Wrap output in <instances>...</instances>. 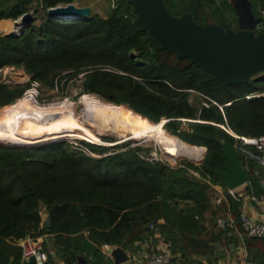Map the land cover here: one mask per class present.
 <instances>
[{"label": "trees", "instance_id": "trees-1", "mask_svg": "<svg viewBox=\"0 0 264 264\" xmlns=\"http://www.w3.org/2000/svg\"><path fill=\"white\" fill-rule=\"evenodd\" d=\"M72 1L0 0V18L17 17L34 2L37 10H47L42 24L36 25L34 15L21 33L0 34V66L32 63L36 78L54 87L61 70L75 68L63 75L69 79L90 64L113 62L122 72L96 66L86 69L85 88L154 121L167 119L164 126L186 145L204 150L206 146V156L200 165L187 161L172 167L143 157L139 147L94 157L62 144L35 149L0 145V264H29L23 260L19 239L30 232L53 235L56 253L44 243L48 264H56L55 257L70 264L90 246L101 254L98 246L103 244L136 252L143 242H153L159 235L178 264H206L192 255H206L212 250L211 242L224 235L222 231L216 238L210 236L205 223L211 208L207 180L223 183L217 173L226 164L222 142L235 143L221 125L243 135H264V94L247 97L264 93V75L225 87L190 57L180 58L162 48L148 29L135 22L128 0H116L108 17L62 19L49 14L48 8ZM185 1L165 0V4L174 15L190 12L195 21L207 24L202 9L213 7L216 0H195L190 10ZM226 2L234 9L232 0ZM251 3L257 16L264 0ZM230 21L218 23L228 28ZM194 91L203 96L200 104L191 100ZM21 95V89L0 83V107ZM186 121L189 127L184 126ZM87 144L96 151L107 149ZM241 159L243 164L249 162L253 180L259 164L242 155ZM190 168L200 176L190 175ZM229 198L237 211L238 202ZM41 205L51 218L50 227L40 226ZM252 239L256 238L246 243ZM255 258L264 264V256Z\"/></svg>", "mask_w": 264, "mask_h": 264}, {"label": "rangeland", "instance_id": "rangeland-1", "mask_svg": "<svg viewBox=\"0 0 264 264\" xmlns=\"http://www.w3.org/2000/svg\"><path fill=\"white\" fill-rule=\"evenodd\" d=\"M80 3H91L94 6V10H92L91 15L98 14L103 17H108L116 4V0H78ZM10 3L13 0H9ZM73 2V1H72ZM186 9H192L193 3L195 0H187ZM226 0H216L213 7H204L202 9V14L207 23H218L222 22L226 24L230 19L231 27H238V14L235 9L227 7ZM68 3H58L57 5H66ZM190 4V6H189ZM222 8L225 11L221 13H216V8ZM132 6V12H133ZM50 8H48L49 10ZM189 9V10H190ZM26 12H32L37 16L36 25H40L43 23V19L46 15L47 10L40 8L37 10V3L34 2L28 7V10L22 13L17 17L7 16L0 18V34H19L23 30V15ZM237 17V18H236ZM219 24V23H218ZM61 47V46H60ZM56 46V48H60ZM56 48H51L55 50ZM62 48V47H61ZM52 51L51 53H53ZM100 68H111L115 71L122 72L119 67L113 62H107L104 64L92 65L90 64L85 71L80 72L77 76H72L69 79L64 77L63 75L68 72H74L75 68L64 69L58 72V76L55 81L56 84L54 87L47 84L45 81H39L34 71L32 70L33 64L25 62H9L2 66H0V83H7L12 88L21 89L22 95L18 97L15 101L8 105H4L0 107V120L4 118L6 115V121L9 118L10 111L20 102L23 96H30L32 101L34 102L32 105V110L37 109H47L51 110V112L55 113L57 118L60 121L61 117H66L68 121H71V132L70 136L62 137L59 139L49 140L42 143H38L35 145L28 144L25 142H14L10 140H2L0 139V145H4L6 147H20V148H40L43 146H47L50 144H62L65 145L71 151H79L83 154L100 157L112 152L120 151L130 147H139V153L145 158L150 160H156L172 167H177L182 165L184 162L190 161L196 165H200L206 156L207 147L205 150L199 147H190L186 145L179 136L174 134L171 130L167 129L164 126V123L167 119H162L160 121H154L144 115L136 113L135 111L129 109L127 105L118 104L110 99L106 98L102 94L86 89L85 88V75L87 71L94 67ZM87 69V71H86ZM264 75V71L259 72L256 76L262 77ZM87 96L103 101L105 103H113L119 106H123L126 109L130 110L128 112V116L133 120L132 122L136 125H128L125 124L123 127L115 128L108 130V116L113 115L109 111V109H100L98 105L92 101V99H87ZM203 96L198 92H193L191 100L195 104H200L202 102ZM95 103V105H94ZM89 105V106H88ZM91 105V106H90ZM88 118H86L85 112L88 111ZM56 111V112H55ZM133 112V113H131ZM112 114V115H111ZM63 115V116H62ZM108 115V116H107ZM114 116V115H113ZM114 116L110 118L111 121H117ZM56 118V117H55ZM90 120V121H89ZM96 120V121H95ZM4 121L0 122V126L4 123ZM149 122L151 125H155L156 128L160 129V133L158 135L156 132L145 131L140 129L138 125H141L144 122ZM142 122V123H141ZM70 123V122H69ZM153 123V124H152ZM89 124V125H88ZM90 124L92 127H90ZM108 128L103 130H94L93 128ZM185 127L190 126V122L184 123ZM135 132V135L130 134V132L126 131V128ZM133 128V129H132ZM118 131V132H117ZM162 136H161V135ZM164 139L171 140L169 147L165 144ZM95 143L101 146L106 147L107 149L96 151L90 148L87 143ZM183 144H181V143ZM187 143V142H186ZM194 145V144H193ZM184 146L187 148V151L184 149ZM188 173L192 176H200L199 172L193 168L188 170ZM43 208L42 211V220L40 222V226L44 227L46 225V221L51 218L48 216L46 208L41 205ZM52 223V221H51ZM39 232H30L27 236L40 237L44 243L46 244L47 250L53 253H56V249L54 247L53 235L47 232L42 234H37ZM170 249V248H168Z\"/></svg>", "mask_w": 264, "mask_h": 264}, {"label": "water", "instance_id": "water-1", "mask_svg": "<svg viewBox=\"0 0 264 264\" xmlns=\"http://www.w3.org/2000/svg\"><path fill=\"white\" fill-rule=\"evenodd\" d=\"M128 1L134 7L132 13L136 16L135 22L148 29L162 48L175 52L180 58L190 57L196 65L215 75L225 87L249 83L264 71V31L257 30L262 28L263 19L255 15L251 0H232L238 14L236 29L225 28L218 23H198L190 12L174 15L165 0ZM49 14L62 19H89L92 17V7L70 2L50 7ZM22 19L24 28L34 20V14L26 12ZM222 143L226 164L217 173L226 185L235 189L248 181L249 174L234 145L229 141ZM51 224L50 220L46 221L47 227ZM213 246L217 249L218 257L226 254L221 241L214 242ZM230 248L237 250L233 244ZM110 251L117 264L129 260L121 247L111 248ZM34 262L35 257H32L31 263Z\"/></svg>", "mask_w": 264, "mask_h": 264}, {"label": "crops", "instance_id": "crops-1", "mask_svg": "<svg viewBox=\"0 0 264 264\" xmlns=\"http://www.w3.org/2000/svg\"><path fill=\"white\" fill-rule=\"evenodd\" d=\"M78 6H94L91 3H80L78 0L73 1ZM247 171L250 169L249 162L244 164ZM255 174L256 177L236 187V197L230 193V187L220 182H213L210 179L207 181L210 185L211 208L207 211L206 225L210 231L209 235L216 238L222 231L224 235L219 240L217 238L211 242L212 250L206 255L194 254V258L202 260L206 264H262L261 261L255 258L256 255L264 256V237L252 239L250 244L244 242L245 237L241 232L239 225L241 212H246L253 217L264 221V201L254 200L252 196L264 197V167L258 165ZM249 174V173H248ZM238 202L237 211L231 205L230 196ZM225 222L223 226L221 223ZM153 242L145 241L136 252L126 249L119 245L103 244L98 246L101 254H96L93 247H88L79 255V260L82 264H117L116 258L110 251L111 248L121 247L129 256V260L122 264H136L142 259L147 251L152 247L169 248L162 235L156 237ZM229 239L231 241L229 242ZM216 241H221L224 245L226 254L222 257L217 256V249L213 246ZM233 244L236 251H232L230 245ZM245 247L248 249V256H245ZM56 264H66L61 257L54 258Z\"/></svg>", "mask_w": 264, "mask_h": 264}, {"label": "bare ground", "instance_id": "bare-ground-1", "mask_svg": "<svg viewBox=\"0 0 264 264\" xmlns=\"http://www.w3.org/2000/svg\"><path fill=\"white\" fill-rule=\"evenodd\" d=\"M87 99H92V101L95 102L98 107H100V109L108 108L109 111L113 113V115L116 116L115 118L117 119L116 122L111 121L110 118H113L114 116L112 114V117L107 115L108 122H106V124H108L107 127L109 129L94 126V130H113L112 127H115L117 129L123 127L125 124L136 125L132 122L133 120L130 118V116H128V112H130V110L126 109L125 107L113 103H105L103 101L93 99L89 96H87ZM33 103L34 102L32 101V98H30V96H23L20 102L14 105V107L10 111L9 118L4 121L2 126H0V139L6 141L10 140L18 143L25 142L31 145H35L45 141L70 136V132L72 131L71 121H68V119H66V117L62 115L63 117H61L60 121L57 122L59 118H57L56 114L51 112V110H47L45 108L32 110ZM88 112L89 109L85 112L86 118H88ZM138 126L140 127V129L147 132H156L157 135L161 132L159 128H156L155 125H151L148 121ZM90 127H92L91 124ZM126 131L130 132V134L132 135L136 134L135 132H132V130L128 127L126 128ZM163 140L166 141L167 139L163 138ZM170 143V139L165 142L168 147Z\"/></svg>", "mask_w": 264, "mask_h": 264}, {"label": "built area", "instance_id": "built-area-1", "mask_svg": "<svg viewBox=\"0 0 264 264\" xmlns=\"http://www.w3.org/2000/svg\"><path fill=\"white\" fill-rule=\"evenodd\" d=\"M260 16L264 22V6L259 5L258 10ZM260 32V31H259ZM106 70H113L111 68H104ZM264 93L248 94L247 97L261 95ZM228 133L235 138L233 144L240 155L244 156L248 161L258 163L264 167V135L250 136L237 133L229 125H221ZM230 193L236 197L234 189L230 188ZM254 200L264 201V197L252 196ZM241 232L245 237L244 242L248 238H261L264 237V221H261L252 215L241 212ZM223 226L225 222L221 223ZM19 243L23 247V260L29 264H48L49 253L45 249L44 241L40 237L26 236L19 239ZM245 256H248V249L245 247ZM35 257V262L31 263V258ZM70 264H82L81 261L74 260ZM136 264H178L175 260L174 254L168 248H150L146 255L137 261Z\"/></svg>", "mask_w": 264, "mask_h": 264}, {"label": "flooded vegetation", "instance_id": "flooded-vegetation-1", "mask_svg": "<svg viewBox=\"0 0 264 264\" xmlns=\"http://www.w3.org/2000/svg\"><path fill=\"white\" fill-rule=\"evenodd\" d=\"M262 29V28H261ZM261 29H257V30H261Z\"/></svg>", "mask_w": 264, "mask_h": 264}]
</instances>
